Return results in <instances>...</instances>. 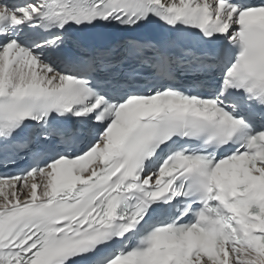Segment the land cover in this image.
<instances>
[{"label":"snow or ice","instance_id":"1","mask_svg":"<svg viewBox=\"0 0 264 264\" xmlns=\"http://www.w3.org/2000/svg\"><path fill=\"white\" fill-rule=\"evenodd\" d=\"M0 264H264V0H0Z\"/></svg>","mask_w":264,"mask_h":264}]
</instances>
